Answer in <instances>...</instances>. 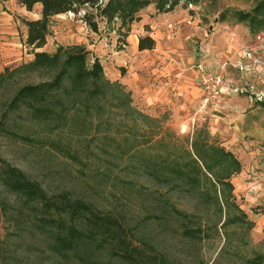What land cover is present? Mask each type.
<instances>
[{"label":"rangeland","instance_id":"1","mask_svg":"<svg viewBox=\"0 0 264 264\" xmlns=\"http://www.w3.org/2000/svg\"><path fill=\"white\" fill-rule=\"evenodd\" d=\"M253 4L254 0H203L187 9L177 7L171 12H178L175 20H170L166 30L161 31L159 24L156 31L161 33L163 42H171L173 54L179 58L177 69H183L185 74L194 62L207 61V53L201 52L203 40L235 29L228 14L227 22L218 23L220 14L225 10L248 11ZM88 10L94 13L93 9ZM85 12L81 9L77 14L51 16L46 45L36 51L51 56L57 47H62L65 53L85 54L88 65L97 59L105 79L122 87L139 115L117 109L120 102L109 99L100 102L102 109L98 112L94 111L87 120L80 118L75 127L62 134L47 135L21 121L19 129L24 140L0 137V157L48 192L67 191L117 217L125 227V238L138 255H143L141 264H161L159 258H150L161 254L166 257V264H248L263 254L264 70L257 69H264V34L248 47L252 59L258 61L251 63L250 72L239 70L251 62L245 59L237 68L229 66L240 72L237 78H228L224 73L227 83L241 87L243 93L224 98L214 110L199 112L198 87L194 96L190 91L181 95L172 86L164 85L166 89L161 90V84H154V75L161 77L163 66L156 68L151 54L138 53L132 48L131 39L120 38L115 24L108 25L96 17L97 31H92L83 21ZM156 19L158 14L149 6L140 12L130 34L133 28L136 34L148 33L149 24ZM239 31H243L241 26ZM27 53L32 54L33 50L27 48ZM33 59L32 55L31 61L0 69V114L20 87L49 80L48 75L32 70L29 64ZM210 63V67L220 64L221 69L228 68L219 58ZM255 98L262 102L245 106L246 101ZM197 131L208 133L209 141L231 152L241 166L230 180L228 210L224 208L221 215L214 203H203L185 189H176L172 182L151 178L142 169L144 162H157L160 157H184V150L190 151L191 136ZM60 141L71 144L79 161L57 148ZM51 142L57 144L52 146ZM135 145L138 148L131 157L123 156ZM201 187L212 192L206 182ZM0 197L14 202L1 186ZM172 209L188 218L175 215ZM227 217L232 220L223 225ZM185 227L196 230L197 238L185 237ZM0 264L57 262L41 242L33 241L18 229L14 218L0 210Z\"/></svg>","mask_w":264,"mask_h":264},{"label":"trees","instance_id":"2","mask_svg":"<svg viewBox=\"0 0 264 264\" xmlns=\"http://www.w3.org/2000/svg\"><path fill=\"white\" fill-rule=\"evenodd\" d=\"M202 1L20 0L27 11H31L35 4L40 5V19L25 22V43L33 50L34 59L29 64L34 68L32 70L48 75L49 80L22 86L14 93L0 114V137L24 140L19 129L21 121L29 122L47 135L62 134L70 131L71 126L75 127L80 118L87 120L94 111L98 112L99 108L102 109L100 102L109 99L120 102L117 109L139 115L130 106L131 100L122 87L105 79L97 59L88 65L85 54L65 53L62 47H57L51 56L35 52L46 44L47 21L51 16L77 14L85 9L83 21L92 31H97L95 18L98 17L108 25L115 24L119 37L126 39L132 24L139 20L140 12L149 6H153L157 14H166L177 7L197 6ZM227 14L236 23L244 24L250 36L264 34V0H254L248 11L225 10L218 21H225ZM154 45L149 36L138 40L139 51L150 50ZM56 146L71 159L79 161V154L72 151L70 143L60 141ZM136 146L123 156L131 157L138 148ZM189 149L184 150V157L178 154L160 157L157 162H144L142 169L151 178L172 182L176 189H185L203 203H214L221 215L224 208L228 210L232 190L230 180L240 172V163L231 152L210 142L208 133L203 131L193 133ZM203 182L208 184L212 194L201 187ZM0 186L14 198L11 204L0 197V210L14 218L18 229L33 241L41 242L57 264H141L143 255H138L125 238L123 223L92 203L64 190L48 192L39 182L1 157ZM172 211L179 217L188 218L176 209ZM231 220L227 217L223 225ZM195 232L189 227L182 230L185 237L193 240L197 238ZM158 256L150 258H159L161 264H166V257ZM248 264H264V253L253 257Z\"/></svg>","mask_w":264,"mask_h":264},{"label":"crops","instance_id":"3","mask_svg":"<svg viewBox=\"0 0 264 264\" xmlns=\"http://www.w3.org/2000/svg\"><path fill=\"white\" fill-rule=\"evenodd\" d=\"M40 12L41 8L39 4H35L31 11H27L20 3V0H0V69H9V67L17 66L23 61L26 62L28 60H32L33 54L27 53V48L29 47L25 43V22L40 19ZM177 14V11L174 13L158 14V19H156L153 24H149L150 31L148 33L142 31V33L136 34L133 28L131 30V34L127 38V40L131 39L132 48L138 53L152 55L153 66L154 64L155 66L157 65L156 68L160 67V65L163 66L161 69V77H157L156 74L154 75V84H161V90L166 89L164 85L172 86L174 89L178 88L181 91V95H185V92L190 91L191 96H194L198 93L195 66L199 63L203 64L209 70L223 71L228 78H237L238 73L240 74V72H238L237 69H231L229 66H232L233 68L236 66L237 68V66L245 60V53L247 52L248 47H250L251 42L256 39V37L249 35L246 26L244 24L236 23L235 20L230 18L229 20L235 22L236 24L234 26V30H229L227 33L220 32L213 34L212 37H208L207 40H203V43L201 44L202 54L207 53V61L205 62H207L208 65L205 62H194L192 69L187 71L188 73L183 74V69H177L179 58H177V55L173 54L174 52L171 42H163V40L159 37L161 33L156 31L159 24H162L160 25L161 31L166 30L165 26H169L170 20L173 18L174 21ZM227 21L228 19L223 22ZM217 22L222 23L218 20ZM240 26L243 31H239ZM144 36L152 38L155 45L150 50L139 51L138 40L140 37ZM35 52L38 51L35 50ZM198 55L200 56V54ZM215 58H219L221 61L223 60L224 63L226 62L228 64V68L221 69L220 64H217L216 68L215 66L210 67V62H212ZM172 62L174 64H172ZM138 70L141 72L144 71V69ZM263 70L264 69H257V72H262ZM262 73L264 74V72ZM260 78L261 77H259V79ZM149 80L146 82L147 84L150 83ZM259 83L260 82H257V84ZM157 88L159 87L157 86ZM235 95L237 94L229 93L228 89L224 90V98H230ZM257 102L261 103L262 101L259 98L250 99L245 102V106L253 107L257 104Z\"/></svg>","mask_w":264,"mask_h":264},{"label":"built area","instance_id":"4","mask_svg":"<svg viewBox=\"0 0 264 264\" xmlns=\"http://www.w3.org/2000/svg\"><path fill=\"white\" fill-rule=\"evenodd\" d=\"M245 59L249 60L247 65L239 70L250 72L251 63L256 64L258 61L253 60L249 51L245 53ZM196 82L200 89L201 95L198 103L199 112H204L207 109H216L224 100V90L228 89L231 94L243 93V89L227 83L223 71H213L206 68L203 64L199 63L195 66Z\"/></svg>","mask_w":264,"mask_h":264}]
</instances>
